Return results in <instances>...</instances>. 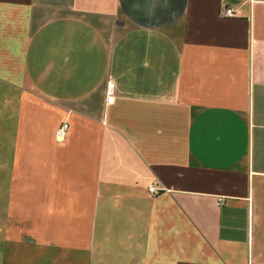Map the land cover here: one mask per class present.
Here are the masks:
<instances>
[{"label":"crops","instance_id":"0c3cea01","mask_svg":"<svg viewBox=\"0 0 264 264\" xmlns=\"http://www.w3.org/2000/svg\"><path fill=\"white\" fill-rule=\"evenodd\" d=\"M0 264H264V0H0Z\"/></svg>","mask_w":264,"mask_h":264},{"label":"built area","instance_id":"2783aa9c","mask_svg":"<svg viewBox=\"0 0 264 264\" xmlns=\"http://www.w3.org/2000/svg\"><path fill=\"white\" fill-rule=\"evenodd\" d=\"M225 15L227 16H232L233 15V12H232V9L231 8H227L225 10ZM113 99V95L112 93L109 91L107 97H106V101L107 102H111ZM68 128V123L65 121L63 123H61V125L56 129L55 131V135H56V138L57 139H62L64 137V134L66 132ZM148 191L153 194V195H156L158 193V190L153 186V185H148Z\"/></svg>","mask_w":264,"mask_h":264}]
</instances>
